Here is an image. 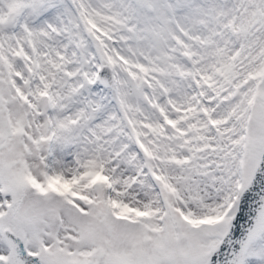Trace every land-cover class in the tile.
<instances>
[{
  "label": "snow or ice",
  "instance_id": "1",
  "mask_svg": "<svg viewBox=\"0 0 264 264\" xmlns=\"http://www.w3.org/2000/svg\"><path fill=\"white\" fill-rule=\"evenodd\" d=\"M0 264H264V0H0Z\"/></svg>",
  "mask_w": 264,
  "mask_h": 264
}]
</instances>
